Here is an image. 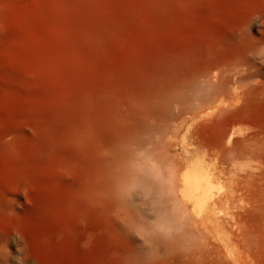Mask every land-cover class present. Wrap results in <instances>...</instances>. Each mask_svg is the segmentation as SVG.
I'll return each instance as SVG.
<instances>
[{
    "label": "rangeland",
    "instance_id": "rangeland-1",
    "mask_svg": "<svg viewBox=\"0 0 264 264\" xmlns=\"http://www.w3.org/2000/svg\"><path fill=\"white\" fill-rule=\"evenodd\" d=\"M258 42L264 0H0V264H187L188 243L203 236L215 249L219 233L231 234L234 256L223 261L216 249L201 264H264L253 198L264 188ZM236 62L252 76L216 96L203 79ZM186 80L209 98L194 91L170 123L172 142L194 150L181 172L209 177L213 195L229 192L216 206L233 221L219 231L197 224L174 238L175 254L136 262L139 233L104 194L107 151ZM192 207L195 217L204 213L205 204ZM142 216L148 224L155 214ZM235 220L249 229V244L232 237Z\"/></svg>",
    "mask_w": 264,
    "mask_h": 264
},
{
    "label": "bare ground",
    "instance_id": "bare-ground-1",
    "mask_svg": "<svg viewBox=\"0 0 264 264\" xmlns=\"http://www.w3.org/2000/svg\"><path fill=\"white\" fill-rule=\"evenodd\" d=\"M252 51L264 58V42H258ZM252 74L245 63L236 62L227 67H218L213 81L209 75L203 81L221 98L227 92L240 89L237 84ZM199 87L197 81L186 80L175 89L168 90L154 100L148 109L146 107L140 112L130 127L117 137L113 148L107 151L109 172L104 177L106 182L102 183L105 186L104 194L113 202L125 227L139 233L140 244L132 253L136 262L175 254L179 249L177 243L173 244L174 238L186 232V229L196 230L197 224L219 231L233 221L220 216L216 206L219 201L225 204L230 201V193L213 195L209 177L182 173L184 159L193 155L194 150L187 142L181 147L176 146L178 142H172L175 136L170 134V123L185 115L194 91L200 95V99L209 98ZM253 198L257 206L254 216H257L258 225L264 227V188L258 187L257 192H253ZM142 200L151 207H141ZM202 203L205 204L204 213L195 217L196 208L192 205L200 206ZM147 212L155 214L148 224L140 218ZM192 219L193 224H189ZM234 223L239 227V232L232 237L243 245L249 244L250 231L243 226L244 221L243 225L237 220ZM230 236L229 233H219L215 249L210 247L213 242L203 236L197 242L188 243L183 250L187 256L186 263L201 264L216 249L226 253L223 261L227 259V254L234 256Z\"/></svg>",
    "mask_w": 264,
    "mask_h": 264
},
{
    "label": "clouds",
    "instance_id": "clouds-1",
    "mask_svg": "<svg viewBox=\"0 0 264 264\" xmlns=\"http://www.w3.org/2000/svg\"><path fill=\"white\" fill-rule=\"evenodd\" d=\"M88 246H89V244H88L87 242H84V243L82 244V247L87 248Z\"/></svg>",
    "mask_w": 264,
    "mask_h": 264
}]
</instances>
